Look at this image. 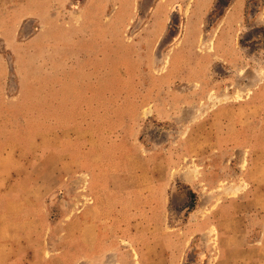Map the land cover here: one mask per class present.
Segmentation results:
<instances>
[{
  "label": "rangeland",
  "instance_id": "1",
  "mask_svg": "<svg viewBox=\"0 0 264 264\" xmlns=\"http://www.w3.org/2000/svg\"><path fill=\"white\" fill-rule=\"evenodd\" d=\"M262 116L264 0L0 1V140L21 147L26 167H39L40 150L56 147L51 142L79 155L85 145L100 147L106 163L120 144L134 167L141 158L172 181L174 224L214 208L188 236L210 223L221 234L241 227L257 235V189L247 170L264 156ZM21 161L12 155L7 163ZM81 178L85 197L76 210L93 204L90 179ZM199 236L187 264L200 263ZM147 240L143 234L137 243ZM131 254L125 259L138 262ZM167 254L153 252L151 264ZM118 259L109 254L107 264Z\"/></svg>",
  "mask_w": 264,
  "mask_h": 264
},
{
  "label": "crops",
  "instance_id": "2",
  "mask_svg": "<svg viewBox=\"0 0 264 264\" xmlns=\"http://www.w3.org/2000/svg\"><path fill=\"white\" fill-rule=\"evenodd\" d=\"M261 118L264 125V116ZM64 144L51 142L50 146L56 147L40 150L39 167H26L21 147L15 151L0 140V264H107L109 254L119 257L122 264H151L149 257L156 251L168 253L161 264H187L186 256L198 245L199 235L204 248L199 264H264V156L260 162L250 163L247 170L257 189L258 234L241 227L221 234L216 224L210 223L203 234L195 231L188 236L191 226L209 220L214 208L188 212L183 221L174 224L169 207L172 181L157 176L159 167H147L141 158L135 160L138 167H134L133 155L120 144L113 147V161L107 163L100 147L85 145L79 155L63 150ZM262 150L264 154V144L259 152ZM12 155L22 161L9 167L7 160ZM250 155L253 158L254 154ZM59 158L63 162L58 163ZM75 163L80 165L75 167ZM81 176L90 179L88 195L93 204L76 210L75 205L85 197ZM214 200L209 197V202ZM106 201L116 202L105 208L112 216L103 214ZM76 220L81 224L76 238L71 239ZM59 224L64 226L61 232ZM143 234L149 240L138 244L137 238ZM173 237L178 238L176 246L171 245ZM124 239L130 248L121 243ZM58 240L70 246L60 249ZM159 241L162 247L157 245ZM131 251L136 252L138 262L125 259V253L133 257ZM213 255H218L215 262Z\"/></svg>",
  "mask_w": 264,
  "mask_h": 264
}]
</instances>
